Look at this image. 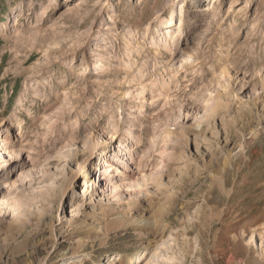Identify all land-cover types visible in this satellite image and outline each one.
<instances>
[{
  "label": "rangeland",
  "instance_id": "obj_1",
  "mask_svg": "<svg viewBox=\"0 0 264 264\" xmlns=\"http://www.w3.org/2000/svg\"><path fill=\"white\" fill-rule=\"evenodd\" d=\"M215 2L0 0V264H264V0Z\"/></svg>",
  "mask_w": 264,
  "mask_h": 264
},
{
  "label": "bare ground",
  "instance_id": "obj_2",
  "mask_svg": "<svg viewBox=\"0 0 264 264\" xmlns=\"http://www.w3.org/2000/svg\"><path fill=\"white\" fill-rule=\"evenodd\" d=\"M198 1L199 0H192V4H199ZM209 3H210V1H209ZM214 4L216 6H218L220 4L219 0H216V2ZM196 6L198 7L197 9L200 12H202V8H200L199 5H196ZM169 16L172 18V16L170 15V13H169ZM162 24H163V20L159 21V24H156L155 29H152L150 31V34L153 37V39H154V37L156 35H158L159 41L161 42V45L160 46L163 49H166V50H170L171 51L173 47H175V46H177L179 44V39H180L181 36H183L182 35L183 34L182 24L180 22V24L177 25V26H175L174 29H171L170 30V33H168V34L166 33L167 31L166 32L164 31L165 34H163V33L160 32V31L164 30L167 27V25H165V26L162 27ZM151 45H155V44L151 43ZM184 54H185V55H183L184 62H188L192 58L191 52L190 51H187ZM21 120H22V118H19L17 120V125L18 126L21 124ZM14 154H15V152L12 149H10L8 151V155L9 156H12ZM98 156H99V159H100V162H99V164H100L101 163V160H102L101 159V156H102L101 155V152L98 153ZM103 162H104V160H103ZM249 162H251V161H249ZM105 163H106V161H105ZM110 167H111L110 164L109 165L107 164L104 167L102 166L103 171H105V173L107 172V174L110 173ZM82 174H83V178H84L83 185H82V188H83L82 194H86L89 191V187L92 188V184L89 185V180H87V177H86L87 175H86L85 171H82ZM96 180H98V182H100V174L99 175H96ZM85 181H86V183H85ZM110 181H108L107 187L111 190V192H114V188L115 187H114V185L111 184ZM16 182H18V181L16 180V181H13V182H10V183L7 184V187L9 188V192H8L7 196L3 197L2 201L0 202V205L1 206L3 205L4 206V209L6 210L4 213H6L8 215L9 214H14L15 215L20 210V207H21V204H22V195L20 193L21 191L19 190V187L16 186ZM5 183H7V182H5ZM150 220L140 219V220H138L137 223H140L141 221H145L147 227H150L151 226V224H150L151 221Z\"/></svg>",
  "mask_w": 264,
  "mask_h": 264
}]
</instances>
